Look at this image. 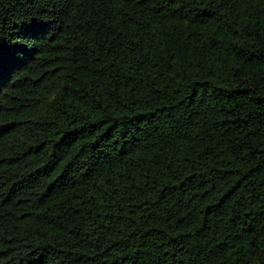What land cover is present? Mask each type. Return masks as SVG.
I'll return each instance as SVG.
<instances>
[{
	"label": "trees",
	"instance_id": "obj_1",
	"mask_svg": "<svg viewBox=\"0 0 264 264\" xmlns=\"http://www.w3.org/2000/svg\"><path fill=\"white\" fill-rule=\"evenodd\" d=\"M0 264H264V0H0Z\"/></svg>",
	"mask_w": 264,
	"mask_h": 264
}]
</instances>
